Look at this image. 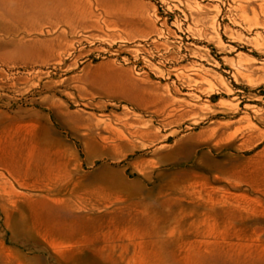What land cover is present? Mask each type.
I'll list each match as a JSON object with an SVG mask.
<instances>
[{
  "label": "rangeland",
  "instance_id": "1",
  "mask_svg": "<svg viewBox=\"0 0 264 264\" xmlns=\"http://www.w3.org/2000/svg\"><path fill=\"white\" fill-rule=\"evenodd\" d=\"M0 264H264V0H0Z\"/></svg>",
  "mask_w": 264,
  "mask_h": 264
}]
</instances>
